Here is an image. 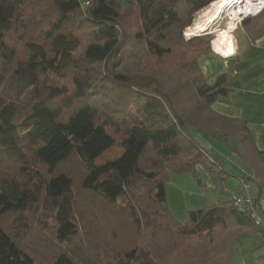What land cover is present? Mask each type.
I'll return each mask as SVG.
<instances>
[{"label": "trees", "instance_id": "trees-1", "mask_svg": "<svg viewBox=\"0 0 264 264\" xmlns=\"http://www.w3.org/2000/svg\"><path fill=\"white\" fill-rule=\"evenodd\" d=\"M82 1L0 0V264H229L234 241L264 229L224 183L252 181L257 212L264 152L245 121L211 108L234 76L203 74L209 38L182 36L214 0ZM240 28L259 38L264 8ZM189 128L222 136L254 176ZM198 167L220 195L179 221L167 172L201 184Z\"/></svg>", "mask_w": 264, "mask_h": 264}, {"label": "crops", "instance_id": "crops-1", "mask_svg": "<svg viewBox=\"0 0 264 264\" xmlns=\"http://www.w3.org/2000/svg\"><path fill=\"white\" fill-rule=\"evenodd\" d=\"M232 40L235 51L233 55L211 51L201 55L198 58V63L209 82L221 73H229L234 76L228 93L223 97H218L212 103L211 108L218 114L245 121L252 133L254 145L259 151L264 152V32L251 43L240 28L232 34ZM189 129L194 140L210 154L218 157L225 169L247 179L254 176V170L243 162L238 153L229 150L221 142L224 139L222 136L212 138L204 130ZM229 143L232 146L235 145L231 139H229ZM198 169L201 170L200 167ZM205 176L201 174V182L205 178L207 180L204 183L205 187L213 189L214 193L209 192V198L201 200H204L205 205H211L220 195V186L219 183L210 180L208 175ZM247 183L249 185V180ZM240 184L241 180L236 176L227 177L222 198L231 199L233 195H240ZM250 185H252L250 192L254 195L256 187L254 184ZM193 193L197 194L196 191ZM198 197L199 194L195 196V199L192 196V200L196 203L199 200ZM197 205L201 204L197 203ZM257 214L259 224L264 229V188L258 197ZM184 219L185 217L179 221ZM250 236L251 248L243 255L239 253L234 264H264V235L257 232ZM252 254L256 255L253 259H251ZM232 259L231 264H233Z\"/></svg>", "mask_w": 264, "mask_h": 264}, {"label": "rangeland", "instance_id": "rangeland-1", "mask_svg": "<svg viewBox=\"0 0 264 264\" xmlns=\"http://www.w3.org/2000/svg\"><path fill=\"white\" fill-rule=\"evenodd\" d=\"M124 1V0H121ZM205 8V7H204ZM200 9L197 12L194 13L193 18H192V23L199 18V15L201 14L202 10ZM227 16L221 15V17L215 22V28H223L225 27V23L227 22L226 18ZM229 22V20H228ZM191 23V25H192ZM227 24V23H226ZM187 28V27H185ZM185 28L182 31V36L183 32L185 31ZM237 29H240V23L237 24L235 30L232 32L234 34ZM201 36H206L209 38V43L210 47L212 50L213 46V40L216 38L215 32L212 31H205L201 32L199 34L191 36L190 39L194 37H201ZM183 38L187 41L190 39H186L184 36ZM213 51V50H212ZM200 57V56H199ZM198 57V58H199ZM198 60V59H197ZM207 65V64H206ZM205 65V67H206ZM189 102V101H188ZM188 104V103H187ZM190 130V129H189ZM198 173L202 175H207L202 169L197 168ZM168 178L167 181L165 182V191H166V202H167V207L171 214L176 218L177 220H180L181 218H184L188 212V210H194L202 207L204 204V200H207L209 198V192H213V189L205 187V184L207 180L204 178L203 182L199 184L194 177L192 176L191 173H175L173 171H168ZM206 177V176H205ZM253 184L252 181H249V185ZM220 186V185H219ZM252 189V185H250V191ZM193 191H196L197 194H199V200L195 203V201L192 200V196L195 199V196L197 194L193 193ZM214 193V192H213ZM197 203L201 205H197ZM200 206V207H199ZM184 216V217H182ZM253 233H244L240 238H238L234 243L232 244L231 247V257L229 260V264H231V259L233 256V264L236 261L237 257L239 256V253L242 255L246 252L249 251L251 248V236ZM252 253V252H251ZM256 255H251V259L255 258Z\"/></svg>", "mask_w": 264, "mask_h": 264}, {"label": "bare ground", "instance_id": "bare-ground-1", "mask_svg": "<svg viewBox=\"0 0 264 264\" xmlns=\"http://www.w3.org/2000/svg\"><path fill=\"white\" fill-rule=\"evenodd\" d=\"M255 5L252 0H214L209 3L192 25L185 28L189 35H196L205 31L215 32L212 48L226 55L233 53L232 32L235 30L234 19H238L242 13H252ZM227 16L229 22L223 28H215V22L221 17Z\"/></svg>", "mask_w": 264, "mask_h": 264}, {"label": "built area", "instance_id": "built-area-1", "mask_svg": "<svg viewBox=\"0 0 264 264\" xmlns=\"http://www.w3.org/2000/svg\"><path fill=\"white\" fill-rule=\"evenodd\" d=\"M252 1H253L254 5H255V11L252 12V13H242V14H240L238 19H234L233 20L235 22V26H237V24H239L240 21L243 18H245V17H247L249 15H255V14H257L258 12H260L264 8V0H252ZM88 4H89V1H87V0H83L82 1V5L83 6H87ZM227 22H228V19H227ZM226 23H225V26H226ZM183 36L186 39H190L191 36H193V35H189L188 33H186V31H184L183 32ZM212 50L214 52H217L213 48H212ZM234 53H235V51L233 50V53H231V55H233ZM240 192H241L240 195H238V196L233 195L231 197V200H232L233 204L236 207H238L239 209H245V210L249 211L252 219L256 223H259V216H258V214H257V212L255 210V206H254V198H253V195L250 192V188H249V185H248L247 182L241 180Z\"/></svg>", "mask_w": 264, "mask_h": 264}]
</instances>
